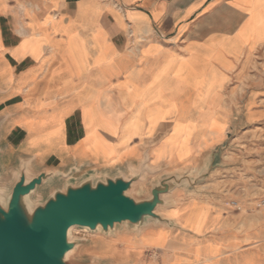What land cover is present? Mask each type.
Returning a JSON list of instances; mask_svg holds the SVG:
<instances>
[{
    "label": "crops",
    "instance_id": "1",
    "mask_svg": "<svg viewBox=\"0 0 264 264\" xmlns=\"http://www.w3.org/2000/svg\"><path fill=\"white\" fill-rule=\"evenodd\" d=\"M207 84L218 86L206 99L220 102L226 127L208 142L195 131L179 157L169 150L175 122ZM261 85L264 0H0V186L11 187L23 166L79 180L130 176L145 164L156 180L216 165L235 124L234 102H244L247 120L260 116ZM183 189L161 209L170 224L112 234L169 231L164 249L123 264H164L165 253L187 246L184 231L219 246L228 264H264V224L241 232L228 206L190 198L209 203L216 224L204 233L183 228L166 212L190 200L181 199ZM93 245L107 247L90 238Z\"/></svg>",
    "mask_w": 264,
    "mask_h": 264
},
{
    "label": "rangeland",
    "instance_id": "2",
    "mask_svg": "<svg viewBox=\"0 0 264 264\" xmlns=\"http://www.w3.org/2000/svg\"><path fill=\"white\" fill-rule=\"evenodd\" d=\"M205 86H211V89L206 92ZM217 87L213 84L201 86V99L189 102L188 110L175 122L173 134L169 138V150L177 152L179 157L189 153L191 137L195 131H197V137L206 142L221 137L226 127L227 115L221 113L220 102L206 99L208 94L215 91ZM258 87L264 90V85ZM260 103L263 108L261 115L253 117L250 113L248 121L245 117L244 102H234L235 124L229 139L219 151L216 165L211 169H207V165H204L203 171L206 170L207 173L199 177L195 187L184 188V196L181 198L182 200L198 198L225 204L233 213L232 216L241 232L250 231L264 224V100ZM142 104L144 102L141 101L140 105ZM190 107H193L195 111L191 113ZM139 122L140 117L134 125L137 130ZM201 172L202 169L187 170L192 177L200 176ZM65 182V179L56 180L42 192L47 195L52 188L61 187ZM153 182L154 180L147 179L140 184L137 195L150 194ZM169 198L174 204L176 200L171 195ZM211 209L212 206L209 203L190 199L175 210L168 209L166 212L177 216V221L183 228L204 233L216 224V219L211 216ZM136 231L131 227L126 232L133 234ZM184 232L182 240L187 243V246L172 248L171 256L165 253L164 264H228L227 256H218L219 246L212 241H200L196 234ZM168 233V230L162 228L144 229L139 234L121 237L73 227L71 239L80 240L81 243L72 257L83 264L99 259L112 264H123V261L131 256L137 257L145 249L152 248L154 251L164 249ZM90 238L104 240L106 249L98 252V247L93 245L96 248L93 250V247L88 246Z\"/></svg>",
    "mask_w": 264,
    "mask_h": 264
},
{
    "label": "water",
    "instance_id": "3",
    "mask_svg": "<svg viewBox=\"0 0 264 264\" xmlns=\"http://www.w3.org/2000/svg\"><path fill=\"white\" fill-rule=\"evenodd\" d=\"M215 164L211 162L207 169ZM152 171L142 164L130 176L122 172L89 174L66 180L47 195L43 189L70 172L43 170L32 173L23 166L11 187L0 186V264H83L73 252L81 241L71 239V229L114 234L133 227L140 231L150 223L170 224L161 209L172 204L176 188L195 187L198 177L168 173L152 183L150 194L138 196L140 184ZM87 264H112L93 260Z\"/></svg>",
    "mask_w": 264,
    "mask_h": 264
},
{
    "label": "bare ground",
    "instance_id": "4",
    "mask_svg": "<svg viewBox=\"0 0 264 264\" xmlns=\"http://www.w3.org/2000/svg\"><path fill=\"white\" fill-rule=\"evenodd\" d=\"M210 87H211V86H205V87H204V90L207 92L209 89H211ZM202 91H203V90H202ZM203 92H204V91H203ZM186 115H187V114H186ZM213 125L216 127L215 124H213Z\"/></svg>",
    "mask_w": 264,
    "mask_h": 264
}]
</instances>
